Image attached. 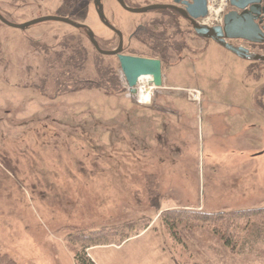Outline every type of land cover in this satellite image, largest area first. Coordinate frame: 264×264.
I'll list each match as a JSON object with an SVG mask.
<instances>
[{"label":"rangeland","instance_id":"obj_1","mask_svg":"<svg viewBox=\"0 0 264 264\" xmlns=\"http://www.w3.org/2000/svg\"><path fill=\"white\" fill-rule=\"evenodd\" d=\"M93 1L0 0V14L14 24L68 18L111 51L118 38L99 21ZM101 3L106 20L123 35L124 55L160 60L140 34L166 31L174 46L161 61L162 87L151 85L149 104L139 103L117 59L98 54L84 30L44 22L21 31L0 23V264H76L74 255L83 250L76 235L104 229L115 232L116 242L130 237L85 248L95 264H264V223H247L225 244L222 225L184 218L170 228L162 218L171 210L264 207V164L239 148V136L220 138L216 115L220 108L264 105L263 94L253 99L256 81L264 83V63L242 61L197 37L177 13L132 14L115 0ZM230 10L228 0L213 1L209 20L201 22L222 25ZM78 39L86 53L81 72L64 68L70 51L61 48ZM232 44L264 55V45ZM107 68L116 86L103 82ZM189 91H199V100ZM240 150L249 154L226 165L233 171L221 166L222 154Z\"/></svg>","mask_w":264,"mask_h":264},{"label":"water","instance_id":"obj_2","mask_svg":"<svg viewBox=\"0 0 264 264\" xmlns=\"http://www.w3.org/2000/svg\"><path fill=\"white\" fill-rule=\"evenodd\" d=\"M126 12L132 14H145L158 10H170L178 13L186 20L194 34L204 40H211L235 57L248 62L264 63V55L249 51L243 46H235L234 41L246 44H264V0H228L232 10L223 16L222 25L208 26L201 22L208 17V1L215 0H173V4H154L139 8H130L124 0H115ZM184 6V8L178 7ZM94 10L99 21L111 30L118 38L117 47L111 51L101 50L93 32L85 25L71 21L68 18L57 16H43L23 24L8 22L0 14V23L13 29L24 31L25 29L44 22H57L69 25L77 30H84L86 37L96 52L103 56L115 57L119 68L130 89L134 94V88L140 84H151L155 88L162 87V64L158 59H147L124 55L123 35L114 28L105 18L101 0L93 1Z\"/></svg>","mask_w":264,"mask_h":264},{"label":"trees","instance_id":"obj_3","mask_svg":"<svg viewBox=\"0 0 264 264\" xmlns=\"http://www.w3.org/2000/svg\"><path fill=\"white\" fill-rule=\"evenodd\" d=\"M161 13L168 14V16H170L171 18H174L176 16V13L170 10H165L162 11ZM144 33L145 35L140 34V36L143 37L141 41L144 43V46L146 45L150 49L152 47L151 49L152 53L158 55L159 58H161L160 59L161 61L165 60L167 58L165 50L167 51V47H171L172 49V47L174 46L173 44H170L169 42L170 40L167 37H165L167 36L166 31L163 30L157 34L155 33V28H152V29H148L147 32ZM252 46H256V45H252ZM61 48H63V50L66 48L70 51V53L68 54L69 55L68 61L71 62L69 65L68 64L64 65V68L66 69H72V67L81 68V64L85 61L86 53L80 39L76 40V42L72 46H68V44L63 43ZM125 50L126 49H123L122 52L125 53ZM81 70L83 71L82 68L80 69V72ZM107 72L108 73L104 72V74H106V81L103 82H111L112 85L114 84L116 86L118 84V81L116 79L117 77L116 74L114 73V70L107 68ZM108 77L111 78L108 79ZM102 78H105V76L103 75ZM80 84L81 83H78L77 85L80 86ZM99 85H101L104 88L103 84L100 83ZM104 92L107 93L109 92V90L105 88ZM162 218L168 226H169L168 223L169 222L171 223V225L169 226L170 228L173 227L172 224L176 222L181 223L184 220V218L192 219V223H195L196 225H207V226L222 225L227 228L226 230L227 234L220 232L219 239L222 240L225 244H228L230 236L233 234V232L239 230L240 227L242 226L244 227L245 225H247V223H254V222L264 223V207L239 209V210H233L227 212L225 211L218 213H200L193 211L171 210V211H167L166 214H163ZM136 234L137 233H135V235ZM114 236H115V232H109L105 229L99 230L97 232L89 233V235L87 236H85L84 234L76 235V241L79 242L80 244H83V250L81 252L75 253L73 260L75 261L76 264H95L85 252L86 251L85 248H90L91 246H100V245H120L130 237V235H127L123 237L121 240H118L116 242L112 240Z\"/></svg>","mask_w":264,"mask_h":264},{"label":"crops","instance_id":"obj_4","mask_svg":"<svg viewBox=\"0 0 264 264\" xmlns=\"http://www.w3.org/2000/svg\"><path fill=\"white\" fill-rule=\"evenodd\" d=\"M248 63H253V62H248ZM259 83L260 82L258 81H256L255 83L256 86L253 93L254 103L258 99L259 94L261 95L263 94L262 98L264 99V92L263 91L258 92V90L264 88V83L258 85ZM255 105L256 106L250 107L249 109H244L241 106H234V108L232 107L228 111L226 110V108H220L216 112V115L219 116L218 122H220L219 125L222 127L220 138L223 140L231 141L239 136L243 140V142L241 140V144L239 145L240 146L239 148L242 150L244 146L247 150H249V153L250 152L253 153L254 161L256 160L257 162L259 163L262 162V164H264V144H262L260 140L262 139L264 141V129H262L261 131L260 129H258L259 126L264 125V105L257 103ZM223 114H227L229 118L226 120L225 118H223L224 116L220 117V115ZM241 150H240V154L238 155L234 154L235 151H231L230 153L226 152L222 154L219 159L221 166H223L224 168L226 167L230 171V169L233 168L230 167V165H233L236 162V160H238L239 162V160L242 157H245L249 154L247 153V151L246 153L242 154ZM228 164L230 165L227 167L226 165ZM231 171L233 170L231 169ZM89 253L90 251H88V255Z\"/></svg>","mask_w":264,"mask_h":264},{"label":"bare ground","instance_id":"obj_5","mask_svg":"<svg viewBox=\"0 0 264 264\" xmlns=\"http://www.w3.org/2000/svg\"><path fill=\"white\" fill-rule=\"evenodd\" d=\"M208 20H209V18H207V21ZM213 23H214V21H213ZM151 89H152V86H151V84H148V83L145 84V87H143L142 89L140 87L136 86L134 88V94L133 95L137 94V98H138V102L139 103L144 104V105H148L149 101H150V96H151V92H150Z\"/></svg>","mask_w":264,"mask_h":264},{"label":"built area","instance_id":"obj_6","mask_svg":"<svg viewBox=\"0 0 264 264\" xmlns=\"http://www.w3.org/2000/svg\"><path fill=\"white\" fill-rule=\"evenodd\" d=\"M213 1H211V2H209V5H210V3H212ZM208 8H209V6H208ZM189 96L191 97V98H193L194 100H199V93H198V91H189Z\"/></svg>","mask_w":264,"mask_h":264},{"label":"flooded vegetation","instance_id":"obj_7","mask_svg":"<svg viewBox=\"0 0 264 264\" xmlns=\"http://www.w3.org/2000/svg\"><path fill=\"white\" fill-rule=\"evenodd\" d=\"M172 2H173V0H172ZM178 7H180V8H184V6H182V5H178ZM176 13V12H175ZM178 14V13H177ZM179 15V14H178ZM263 21H264V14H263ZM131 38H132V36H131ZM246 45H248V44H246ZM245 45V46H246ZM249 46V45H248ZM167 50H171V47H168L167 48ZM184 50H185V48H184ZM161 61V60H160Z\"/></svg>","mask_w":264,"mask_h":264}]
</instances>
